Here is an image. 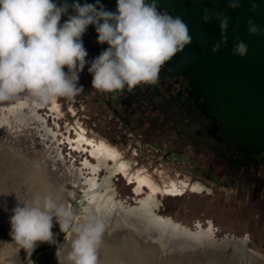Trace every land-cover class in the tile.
Instances as JSON below:
<instances>
[{
	"label": "rangeland",
	"instance_id": "1",
	"mask_svg": "<svg viewBox=\"0 0 264 264\" xmlns=\"http://www.w3.org/2000/svg\"><path fill=\"white\" fill-rule=\"evenodd\" d=\"M36 103L26 95L0 102V264L65 261L75 234L71 227L61 231L55 219L54 242L38 241L30 252L10 235L18 199L46 194L69 209L73 223L103 221L97 264H264L246 229L211 210H181L173 200L138 192L112 171V161L93 158L71 138L75 132L49 115L52 109Z\"/></svg>",
	"mask_w": 264,
	"mask_h": 264
},
{
	"label": "flooded vegetation",
	"instance_id": "2",
	"mask_svg": "<svg viewBox=\"0 0 264 264\" xmlns=\"http://www.w3.org/2000/svg\"><path fill=\"white\" fill-rule=\"evenodd\" d=\"M65 19L62 15L60 22ZM97 35L92 24L82 34L86 59L108 46ZM87 67L79 73L82 93L37 101L35 107L49 113L52 109L49 115L75 132L72 139L93 158L112 161V171L138 192L173 200L181 210H211L212 216L220 214L243 227L264 258V150L212 137L210 120L198 129L205 98L198 96L190 77L172 66H161L155 84L115 95L92 89Z\"/></svg>",
	"mask_w": 264,
	"mask_h": 264
},
{
	"label": "clouds",
	"instance_id": "3",
	"mask_svg": "<svg viewBox=\"0 0 264 264\" xmlns=\"http://www.w3.org/2000/svg\"><path fill=\"white\" fill-rule=\"evenodd\" d=\"M99 5V7H97ZM236 7L237 0H230ZM71 7L73 12H69ZM67 15L62 23L61 16ZM207 19V17H205ZM89 24L97 41L108 46L92 59L81 39ZM223 31L227 17L220 21ZM249 31H258L249 21ZM186 23L158 10L156 0H116V11L95 3L72 0H0V102L26 95L38 102L83 92L79 73L88 65L91 88L119 94L157 82L161 66L190 43ZM227 37L222 36V41ZM220 44L213 45V51ZM247 45L237 41L232 51L244 56ZM66 66V70H65ZM20 203L10 216V235L19 247L31 251L38 241L54 242L53 222L74 232L71 248L61 264H97L104 233L100 219L73 223L69 209L52 195Z\"/></svg>",
	"mask_w": 264,
	"mask_h": 264
},
{
	"label": "water",
	"instance_id": "4",
	"mask_svg": "<svg viewBox=\"0 0 264 264\" xmlns=\"http://www.w3.org/2000/svg\"><path fill=\"white\" fill-rule=\"evenodd\" d=\"M101 4L116 11V0H101ZM229 4L230 0H156L158 9L186 23L192 38L165 64L190 77L198 96L205 98L198 129L210 120L212 137L264 150V0ZM223 17L227 27L222 31ZM249 21L258 31H249ZM237 41L247 45L244 56L233 54ZM217 43L220 46L213 51Z\"/></svg>",
	"mask_w": 264,
	"mask_h": 264
},
{
	"label": "bare ground",
	"instance_id": "5",
	"mask_svg": "<svg viewBox=\"0 0 264 264\" xmlns=\"http://www.w3.org/2000/svg\"><path fill=\"white\" fill-rule=\"evenodd\" d=\"M0 121H1V120H0ZM2 124H4V123H3V122H1V125H2ZM141 182H142V181H141ZM143 182H144V181H143ZM142 186H143V185H142ZM142 186H141V187H142ZM152 188H153V187H152Z\"/></svg>",
	"mask_w": 264,
	"mask_h": 264
}]
</instances>
